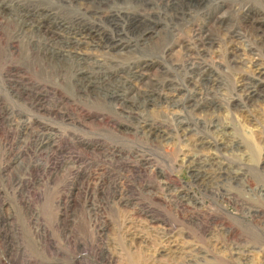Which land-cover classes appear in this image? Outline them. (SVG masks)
<instances>
[{
	"label": "rangeland",
	"instance_id": "374dc122",
	"mask_svg": "<svg viewBox=\"0 0 264 264\" xmlns=\"http://www.w3.org/2000/svg\"><path fill=\"white\" fill-rule=\"evenodd\" d=\"M0 264H264V0H0Z\"/></svg>",
	"mask_w": 264,
	"mask_h": 264
},
{
	"label": "bare ground",
	"instance_id": "6f19581e",
	"mask_svg": "<svg viewBox=\"0 0 264 264\" xmlns=\"http://www.w3.org/2000/svg\"><path fill=\"white\" fill-rule=\"evenodd\" d=\"M92 1V0H91ZM170 2V1H169ZM187 2V1H186ZM63 3V2H62ZM81 4V3H80ZM170 6V5H169ZM8 9V8H7ZM27 11V10H26ZM83 11V10H82ZM34 14V13H33ZM88 14V13H87ZM86 14V15H87ZM97 14V13H96ZM3 16V15H2ZM39 16V15H38ZM91 16V15H90ZM96 16V15H95ZM128 17V16H127ZM104 18V17H103ZM23 19V18H22ZM31 19V18H30ZM87 19V18H86ZM112 19V18H111ZM127 19V18H126ZM39 20V19H38ZM71 20V19H70ZM74 20V19H73ZM104 20V19H103ZM31 21V20H30ZM41 21V20H40ZM39 21V22H40ZM75 21V20H74ZM86 21V20H85ZM92 23V22H91ZM58 24V23H57ZM84 24V23H83ZM63 26V25H62ZM80 26V25H79ZM86 26V25H85ZM97 26V25H96ZM60 27V26H59ZM81 27V26H80ZM58 28V27H57ZM78 28V27H77ZM112 28V27H111ZM55 29V28H54ZM47 30V29H46ZM98 30V29H97ZM33 31V30H32ZM69 31V30H68ZM101 31V30H100ZM120 31V30H119ZM39 32V31H38ZM47 33V32H46ZM108 33V32H107ZM73 34H75V33H73ZM49 36V35H48ZM106 36V35H105ZM121 36V35H120ZM109 37V36H108ZM75 40V39H74ZM81 40V39H80ZM116 40V39H115ZM46 41V40H45ZM71 41V40H70ZM78 42H79V40H77ZM104 43V42H103ZM51 44V43H50ZM87 45V44H86ZM53 46V45H52ZM105 46V45H104ZM128 47V46H127ZM51 48V47H50ZM80 48V47H79ZM85 48V47H84ZM97 48V47H96ZM129 48V47H128ZM115 50V49H114ZM82 51V50H81ZM87 51H89V50H87ZM204 52V51H203ZM68 53V52H67ZM65 54V53H64ZM75 54V53H74ZM66 56V55H65ZM79 56V55H78ZM89 57V56H88ZM91 57V56H90ZM67 58H70V57H67ZM87 58V57H86ZM88 59V58H87ZM84 60V59H83ZM80 63V62H79ZM97 63V62H96ZM99 63V62H98ZM78 66V65H77ZM89 66V65H88ZM95 67H97V66H95ZM258 67V66H257ZM92 68H94V67H92ZM101 68V67H100ZM80 70V69H79ZM79 70H77V71H79ZM258 70V69H257ZM82 71H83V69H82ZM91 71V70H90ZM129 72V71H128ZM263 72V71H262ZM89 73V72H88ZM135 73H137V71L135 72ZM140 73V72H139ZM142 75V74H141ZM108 76V75H107ZM121 76H122V74H121ZM133 76V75H132ZM78 77V76H77ZM83 78H85V77H83ZM127 78H128V76H127ZM132 78V77H131ZM141 78V77H140ZM118 79V78H117ZM136 79V78H135ZM248 79V78H247ZM252 79V78H251ZM126 80V79H125ZM134 80V79H133ZM243 80V79H242ZM249 80V79H248ZM255 80V79H254ZM253 80V81H254ZM104 81V80H103ZM119 81V80H118ZM130 82H131V80H130ZM92 83V82H91ZM242 83H243V81H242ZM116 84V83H115ZM128 84V83H127ZM134 84V83H133ZM245 84V83H244ZM250 84V83H249ZM122 86V85H121ZM248 86V85H247ZM116 87V86H115ZM205 88V87H204ZM244 88V87H243ZM125 89V88H124ZM249 89V88H248ZM206 90V89H205ZM246 92V91H245ZM244 92V93H245ZM122 93V92H121ZM213 93V92H212ZM127 95V94H126ZM146 96V95H145ZM197 96V95H196ZM249 96V95H248ZM122 98H123V96H122ZM163 98V97H162ZM124 99V98H123ZM143 99V98H142ZM169 99H170V96H169ZM198 103V102H197ZM195 105V104H194ZM194 107V106H193Z\"/></svg>",
	"mask_w": 264,
	"mask_h": 264
}]
</instances>
